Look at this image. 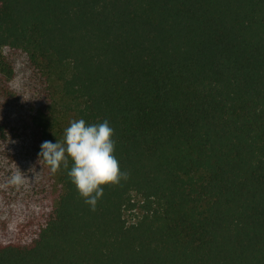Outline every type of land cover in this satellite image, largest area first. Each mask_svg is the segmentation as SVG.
Listing matches in <instances>:
<instances>
[{
    "label": "trees",
    "instance_id": "1",
    "mask_svg": "<svg viewBox=\"0 0 264 264\" xmlns=\"http://www.w3.org/2000/svg\"><path fill=\"white\" fill-rule=\"evenodd\" d=\"M79 119L94 211L39 156ZM0 264H264V0H0Z\"/></svg>",
    "mask_w": 264,
    "mask_h": 264
},
{
    "label": "clouds",
    "instance_id": "2",
    "mask_svg": "<svg viewBox=\"0 0 264 264\" xmlns=\"http://www.w3.org/2000/svg\"><path fill=\"white\" fill-rule=\"evenodd\" d=\"M114 135L107 120L88 124L79 119L71 121L64 130L63 141H44L40 146L39 156L51 172L55 174L61 167L68 170L67 175L93 211L104 195L103 186L118 185L122 178H127L114 154ZM27 179L25 172L19 169L10 177L9 183L20 187Z\"/></svg>",
    "mask_w": 264,
    "mask_h": 264
}]
</instances>
